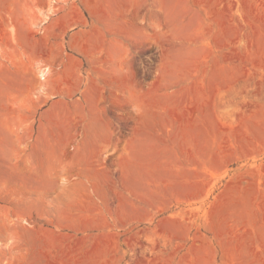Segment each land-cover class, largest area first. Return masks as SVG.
<instances>
[{"label":"rangeland","instance_id":"rangeland-1","mask_svg":"<svg viewBox=\"0 0 264 264\" xmlns=\"http://www.w3.org/2000/svg\"><path fill=\"white\" fill-rule=\"evenodd\" d=\"M0 71V264H264V0H0Z\"/></svg>","mask_w":264,"mask_h":264},{"label":"crops","instance_id":"crops-1","mask_svg":"<svg viewBox=\"0 0 264 264\" xmlns=\"http://www.w3.org/2000/svg\"><path fill=\"white\" fill-rule=\"evenodd\" d=\"M6 69V68H5ZM3 71H0V132H11L13 131V126L16 125L17 121L15 120L14 117V112L15 109L13 107H17L14 104V100L16 99L14 96V92L12 91L13 85L14 87L16 86V81L13 77H4ZM39 79L40 80H45V78H42L40 75L39 71ZM56 82H59V77H57ZM33 191L38 192L40 197L42 196H50L51 192L55 193V198L52 199H45V198H39L38 200H25V206L29 205H39L41 207L37 209H44L47 204L55 206L54 209L61 211L63 209H67L68 204L73 203L75 201V197L81 195V192L76 190H68L67 193H65L64 188H55L53 186V179L49 178V182L43 183L41 185V188L33 186L31 188ZM27 191V190H26ZM25 191V192H26ZM65 195V197H68L67 199L62 198ZM24 203L19 202V204L23 205Z\"/></svg>","mask_w":264,"mask_h":264},{"label":"bare ground","instance_id":"bare-ground-1","mask_svg":"<svg viewBox=\"0 0 264 264\" xmlns=\"http://www.w3.org/2000/svg\"><path fill=\"white\" fill-rule=\"evenodd\" d=\"M45 74L46 73L42 71L40 75H41L42 78H45Z\"/></svg>","mask_w":264,"mask_h":264}]
</instances>
